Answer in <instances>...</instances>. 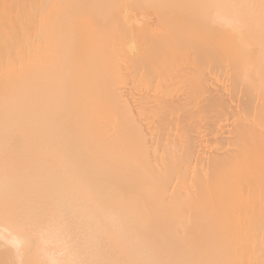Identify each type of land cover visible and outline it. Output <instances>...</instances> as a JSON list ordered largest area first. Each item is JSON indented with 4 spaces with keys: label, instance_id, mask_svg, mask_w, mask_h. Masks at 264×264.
I'll return each instance as SVG.
<instances>
[{
    "label": "bare ground",
    "instance_id": "bare-ground-1",
    "mask_svg": "<svg viewBox=\"0 0 264 264\" xmlns=\"http://www.w3.org/2000/svg\"><path fill=\"white\" fill-rule=\"evenodd\" d=\"M0 264H264V0H0Z\"/></svg>",
    "mask_w": 264,
    "mask_h": 264
}]
</instances>
